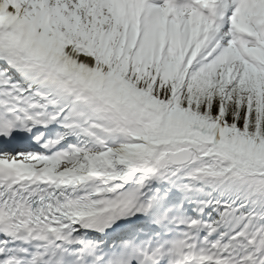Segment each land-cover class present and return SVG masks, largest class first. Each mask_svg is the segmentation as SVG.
Masks as SVG:
<instances>
[{"label":"snow or ice","instance_id":"6c2138e0","mask_svg":"<svg viewBox=\"0 0 264 264\" xmlns=\"http://www.w3.org/2000/svg\"><path fill=\"white\" fill-rule=\"evenodd\" d=\"M0 264H264V0H0Z\"/></svg>","mask_w":264,"mask_h":264}]
</instances>
